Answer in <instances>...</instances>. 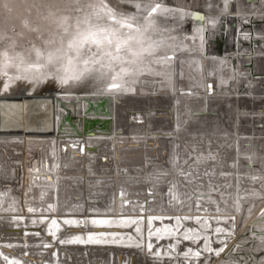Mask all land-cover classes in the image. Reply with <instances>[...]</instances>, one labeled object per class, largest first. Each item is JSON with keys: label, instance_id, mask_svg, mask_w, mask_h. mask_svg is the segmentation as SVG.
Segmentation results:
<instances>
[{"label": "bare ground", "instance_id": "1", "mask_svg": "<svg viewBox=\"0 0 264 264\" xmlns=\"http://www.w3.org/2000/svg\"><path fill=\"white\" fill-rule=\"evenodd\" d=\"M0 183V264H264V0H0Z\"/></svg>", "mask_w": 264, "mask_h": 264}, {"label": "water", "instance_id": "2", "mask_svg": "<svg viewBox=\"0 0 264 264\" xmlns=\"http://www.w3.org/2000/svg\"><path fill=\"white\" fill-rule=\"evenodd\" d=\"M204 14L207 16V12L206 11L204 12ZM210 40H211V42L209 41V42L205 43L204 48H203L204 52L214 53V54H221L222 55L223 54V51L225 49V46L222 43L221 38H219V36L216 35L214 38H212ZM171 54H168L166 56H163L162 55V57H165V58H173V56ZM104 99L105 100L107 99L109 101L110 100L112 101V99H111V97L109 95H107V97L104 98ZM57 101L60 102V103H62V99H58ZM91 105H92V101L89 99L88 100V107L91 106ZM65 119H66V121H70V116L68 114H66V113H65ZM2 185L3 184L0 183V188H1ZM58 218H59V220H62V217L61 218L58 217ZM63 223H65V222H63ZM61 225H62L61 226V229H60L59 232L57 231V234H56L55 238H57L58 244L61 243V242H59V240L61 241L63 239L66 240V241H69L70 242L69 244H74V245L77 244V246H76L77 248H74L72 251H70L71 253L78 252V247L85 248V246H83V244L81 243V240H80V237L83 234H86L87 233V234L97 235L99 233L100 235L103 236V234H101V233L109 232L108 229H112V230L115 229V230L112 231L113 233H118V232H120L123 229V227L118 226V225L109 227L108 225H104V224H98V225L97 224H91L88 227L83 226V224L82 225L81 224H79V225H68V224L65 223V224H61ZM84 229H86V230H84ZM57 230H59V229L57 228ZM161 230H162V232L163 231H167L168 232L167 229H161ZM1 234H0V237L2 238L3 235H1ZM33 234H39V232L38 231H35V233L33 232ZM45 234H49L48 231ZM50 234H52V232ZM55 238H52L51 237V240L53 239V241H55L54 240ZM71 241L73 243H71ZM87 243H89V242L87 241ZM89 244L91 245V246L87 245L89 247H97V246L98 247H101V245H104L103 242H101V241H93V243H89ZM50 248L52 249V251H51L52 255H53V253H55V254L58 253V251L53 246H51ZM82 251L85 252V249H83ZM99 251H101L100 253L105 252V251H102V250H98L97 251V249H96V250L93 251V253H96V252L98 253ZM116 251H120V250L115 249V252ZM105 253H106V255H109V257H111V258L113 257V253H112L111 250H110V252L109 251L108 252L106 251ZM8 255H12V252L11 251H8ZM13 256L17 257L20 260V261H14L15 264H24V260H23V258L20 257V254H15ZM54 257H55V255H54ZM56 260H54V261H56Z\"/></svg>", "mask_w": 264, "mask_h": 264}, {"label": "snow or ice", "instance_id": "3", "mask_svg": "<svg viewBox=\"0 0 264 264\" xmlns=\"http://www.w3.org/2000/svg\"><path fill=\"white\" fill-rule=\"evenodd\" d=\"M88 40H89V37H83V39L81 40V43L87 42ZM91 42L92 43H97V41H95V40H92ZM113 87H118V85H113Z\"/></svg>", "mask_w": 264, "mask_h": 264}, {"label": "crops", "instance_id": "4", "mask_svg": "<svg viewBox=\"0 0 264 264\" xmlns=\"http://www.w3.org/2000/svg\"><path fill=\"white\" fill-rule=\"evenodd\" d=\"M196 137H197V136H196ZM198 152H199V151H198ZM186 159H188V160H189V159H191V158H186Z\"/></svg>", "mask_w": 264, "mask_h": 264}, {"label": "rangeland", "instance_id": "5", "mask_svg": "<svg viewBox=\"0 0 264 264\" xmlns=\"http://www.w3.org/2000/svg\"><path fill=\"white\" fill-rule=\"evenodd\" d=\"M215 115H216V114H215ZM217 115H218V114H217ZM217 115H216V116H217Z\"/></svg>", "mask_w": 264, "mask_h": 264}]
</instances>
